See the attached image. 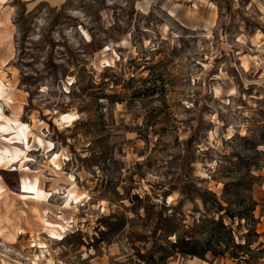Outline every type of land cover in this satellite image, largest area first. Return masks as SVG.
Masks as SVG:
<instances>
[{
	"label": "rangeland",
	"instance_id": "374dc122",
	"mask_svg": "<svg viewBox=\"0 0 264 264\" xmlns=\"http://www.w3.org/2000/svg\"><path fill=\"white\" fill-rule=\"evenodd\" d=\"M8 2L0 104L29 131L0 133V264H237L172 251L204 216L264 242V0Z\"/></svg>",
	"mask_w": 264,
	"mask_h": 264
},
{
	"label": "trees",
	"instance_id": "16d2710c",
	"mask_svg": "<svg viewBox=\"0 0 264 264\" xmlns=\"http://www.w3.org/2000/svg\"><path fill=\"white\" fill-rule=\"evenodd\" d=\"M223 210H220V214ZM251 212V219L240 214L237 217H230L235 221L238 218L240 223L245 220V225L250 226V221L257 222ZM244 237L235 236L232 225L225 223L224 217L220 219L208 218L198 220L193 226H185L181 231L175 232L176 240L171 242V249L176 254L198 258L207 261L208 255L215 258L229 256L237 264H258L264 259V242H260L261 234L248 230ZM257 238L259 246L252 249L254 243L247 240L250 236ZM245 239V241H244ZM172 254L164 252L159 259L167 261Z\"/></svg>",
	"mask_w": 264,
	"mask_h": 264
},
{
	"label": "bare ground",
	"instance_id": "6f19581e",
	"mask_svg": "<svg viewBox=\"0 0 264 264\" xmlns=\"http://www.w3.org/2000/svg\"><path fill=\"white\" fill-rule=\"evenodd\" d=\"M0 10L3 12L2 22L3 24H12V17L14 15V8L9 5L8 0H0ZM0 37V43L5 39L3 35ZM108 50V48H107ZM6 63L5 60L0 59V64L4 65ZM6 86L4 84V76L0 75V100L4 99L5 101L10 100L9 96L5 97ZM3 120V122H1ZM77 120V115L74 113H64L61 114L59 118V124H67L70 126L74 121ZM29 128L25 123H22L17 118L16 120H11L9 118H5L2 107L0 104V133H10L13 134L14 139L17 141L25 140L28 135ZM52 146V144H50ZM20 156V151L17 148H0V164L5 162V165H9L12 162L16 161ZM56 161V157L53 159ZM56 165L57 162L55 163ZM23 188H28L35 192L37 196H40L42 191L38 188L37 182H28L24 180L22 183ZM69 197L75 201L81 199L82 194L77 192L76 189H72L69 191Z\"/></svg>",
	"mask_w": 264,
	"mask_h": 264
}]
</instances>
